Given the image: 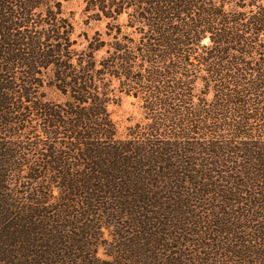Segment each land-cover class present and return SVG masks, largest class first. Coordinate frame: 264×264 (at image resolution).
<instances>
[{
	"label": "trees",
	"instance_id": "1",
	"mask_svg": "<svg viewBox=\"0 0 264 264\" xmlns=\"http://www.w3.org/2000/svg\"><path fill=\"white\" fill-rule=\"evenodd\" d=\"M69 1L0 0V264H264V2Z\"/></svg>",
	"mask_w": 264,
	"mask_h": 264
},
{
	"label": "rangeland",
	"instance_id": "2",
	"mask_svg": "<svg viewBox=\"0 0 264 264\" xmlns=\"http://www.w3.org/2000/svg\"><path fill=\"white\" fill-rule=\"evenodd\" d=\"M264 2V0H262ZM83 5L79 0H71L65 4V10L71 15L75 29L74 39L77 41L78 50L84 49L86 43L84 37H92L95 33L102 34L104 25L89 21L82 14ZM99 54L97 57H100ZM112 119L116 122L119 131H123L126 126L132 125L141 120V112L137 103L131 98H123L119 106H111L109 108Z\"/></svg>",
	"mask_w": 264,
	"mask_h": 264
}]
</instances>
